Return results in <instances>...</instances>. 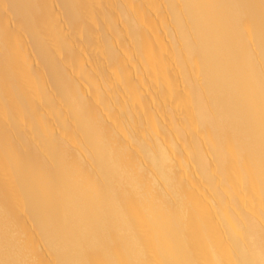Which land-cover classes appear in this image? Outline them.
Instances as JSON below:
<instances>
[{
    "label": "bare ground",
    "instance_id": "bare-ground-1",
    "mask_svg": "<svg viewBox=\"0 0 264 264\" xmlns=\"http://www.w3.org/2000/svg\"><path fill=\"white\" fill-rule=\"evenodd\" d=\"M0 264H264V0H0Z\"/></svg>",
    "mask_w": 264,
    "mask_h": 264
}]
</instances>
